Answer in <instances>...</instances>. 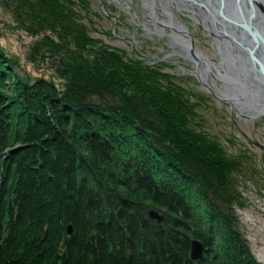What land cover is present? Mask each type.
<instances>
[{
	"label": "trees",
	"instance_id": "trees-1",
	"mask_svg": "<svg viewBox=\"0 0 264 264\" xmlns=\"http://www.w3.org/2000/svg\"><path fill=\"white\" fill-rule=\"evenodd\" d=\"M63 19V42L37 47L61 57V89L13 76L0 51V264H263L233 211L241 163L190 124L196 103L115 51L91 57Z\"/></svg>",
	"mask_w": 264,
	"mask_h": 264
},
{
	"label": "rangeland",
	"instance_id": "rangeland-1",
	"mask_svg": "<svg viewBox=\"0 0 264 264\" xmlns=\"http://www.w3.org/2000/svg\"><path fill=\"white\" fill-rule=\"evenodd\" d=\"M128 1L119 4L114 0H58L56 6L51 7L47 0H0V51L11 60L13 76L59 90L64 79L59 76L56 63L61 57L41 61L37 47L45 36L61 40L58 31H65L67 21L63 17H69L77 25L75 31L90 37L85 50H93L91 57L98 47H101L99 55L115 51L124 60L158 70L177 83L189 100L196 103L197 118L190 124L241 163L234 173L239 196L233 211L238 231L245 237L251 254L264 264V115L253 116L246 110L239 112L230 99L222 96L225 82L219 79L216 69L204 72L200 62L199 71L195 62L182 57L185 53L180 48L168 45L167 38L148 34L144 28L148 20L141 17V6L136 0ZM54 8L62 12L58 20L53 21L51 10ZM177 15L180 22L187 20L190 34L197 42L192 49L217 64L220 57L214 36L202 30L195 20L183 19L179 12ZM72 36L73 33L68 32L67 44ZM71 45L75 48L72 42ZM81 53L89 55L83 48ZM126 88L129 92V87Z\"/></svg>",
	"mask_w": 264,
	"mask_h": 264
},
{
	"label": "water",
	"instance_id": "water-1",
	"mask_svg": "<svg viewBox=\"0 0 264 264\" xmlns=\"http://www.w3.org/2000/svg\"><path fill=\"white\" fill-rule=\"evenodd\" d=\"M198 3L211 17L209 34L221 40L220 61L217 64L212 61L210 67L225 82L222 96L228 101L233 99L231 103L239 112L264 115V0H198ZM147 215L157 222L163 220V215L153 208L148 209ZM66 229L70 235L72 226L68 224ZM190 246L189 256L198 260L203 243L191 239Z\"/></svg>",
	"mask_w": 264,
	"mask_h": 264
},
{
	"label": "flooded vegetation",
	"instance_id": "flooded-vegetation-1",
	"mask_svg": "<svg viewBox=\"0 0 264 264\" xmlns=\"http://www.w3.org/2000/svg\"><path fill=\"white\" fill-rule=\"evenodd\" d=\"M102 2V0H100ZM110 1V0H106ZM121 3H128V0H114ZM141 6L143 19L148 20V26L144 27L148 34L157 35L159 37L167 38L168 45L173 48H180L185 54L182 55L187 61L196 63V59L203 63L204 69L211 71L208 59L203 58L201 53H197L192 49L196 46L194 37L190 34L191 31L187 26V20L180 22L179 15H183V19H193L196 21L202 30L209 34V21L208 14L203 11L202 6L198 0H136ZM163 2V3H162ZM174 8V10L172 9ZM177 12V13H176ZM200 15V18L196 15ZM107 15V14H106ZM139 15V14H138ZM181 32V33H180ZM179 33V34H178ZM183 34L187 39L182 38ZM192 36V37H191ZM215 38V37H214ZM188 40V41H186ZM179 55V53H176ZM198 62V64H199Z\"/></svg>",
	"mask_w": 264,
	"mask_h": 264
},
{
	"label": "bare ground",
	"instance_id": "bare-ground-1",
	"mask_svg": "<svg viewBox=\"0 0 264 264\" xmlns=\"http://www.w3.org/2000/svg\"><path fill=\"white\" fill-rule=\"evenodd\" d=\"M200 1V0H199ZM204 11V10H203ZM206 14H208L207 12H206ZM196 17H198V18H200V15L198 14V15H196ZM208 18L210 19L211 17H210V15L208 14ZM209 29H211V22L209 23ZM181 33V32H180ZM179 34V33H178ZM180 36L182 37V38H185V39H187L188 37H184L183 36V34H180ZM214 36V35H213ZM215 38H214V41H215V47H216V49H217V52H218V48L219 47H222V45H221V43H220V38H218L217 36H214ZM186 41H188V40H186ZM219 50H220V48H219ZM198 62H199V60L198 59H196V67H197V69H199V71H201V69L199 68V65L197 66V64H198ZM200 63V62H199ZM217 68V67H216ZM202 69H203V71L204 72H207V70L206 69H204V67H202ZM211 70V69H210ZM203 73V72H202ZM201 73V74H202ZM221 91H222V89H221ZM233 99H230V101H232Z\"/></svg>",
	"mask_w": 264,
	"mask_h": 264
}]
</instances>
